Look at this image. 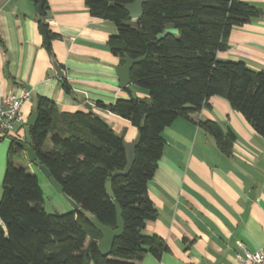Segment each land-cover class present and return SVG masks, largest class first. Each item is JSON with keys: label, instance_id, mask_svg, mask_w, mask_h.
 <instances>
[{"label": "trees", "instance_id": "16d2710c", "mask_svg": "<svg viewBox=\"0 0 264 264\" xmlns=\"http://www.w3.org/2000/svg\"><path fill=\"white\" fill-rule=\"evenodd\" d=\"M134 1L84 0L91 16L115 26L106 47L121 64L126 56L143 57L130 69L131 84L125 87L128 99L95 103L136 128L130 171L125 176L113 175L126 164L123 134H117L91 111L62 112L52 100L38 96L27 145L37 165L48 170L79 209L47 213L36 175L14 165L15 159L26 158L22 139L6 136L9 144L0 195V264H135L146 254L160 258L168 251L166 243L156 235L143 234L142 229L157 215L147 184L162 156L164 128L177 118L199 113L210 97L218 96L264 136V70H252L243 61L216 58L218 51L228 49L230 31L259 18L262 11L242 0H144L141 16L131 20L125 6ZM35 2L41 10L37 29L52 57L51 43L59 35L46 21L45 0ZM167 27L176 28L178 33L154 42ZM60 82L64 92L72 94L64 77ZM131 86L146 90L147 98L132 96ZM196 124L212 137L223 155L232 154L236 137L231 130L224 131L211 120ZM108 181L112 198L106 194ZM114 202L121 210L123 230L113 239L109 254L102 255L97 248L101 234L85 213L116 229Z\"/></svg>", "mask_w": 264, "mask_h": 264}, {"label": "crops", "instance_id": "0c3cea01", "mask_svg": "<svg viewBox=\"0 0 264 264\" xmlns=\"http://www.w3.org/2000/svg\"><path fill=\"white\" fill-rule=\"evenodd\" d=\"M35 1L0 0V96L30 92L21 106L25 122L41 96L62 112H93L123 134L125 144L132 142L136 128L95 105L129 98L116 72L122 64L106 47L115 26L91 16L84 0H45L46 21L59 35L51 43L50 57L37 29L41 10ZM242 1L259 8L262 15L234 27L228 49L218 51L216 58L264 70V0ZM51 58L64 70L72 94L64 92ZM199 120L215 121L235 134L230 156L223 155L198 127ZM23 131L24 125L16 124L14 135L23 140ZM162 137V156L147 184L157 215L145 222L142 233L160 237L168 251L160 258L146 254L135 264H235L240 247L260 248L264 244V136L224 98L212 96L199 113L177 118L164 128ZM8 144L9 140L0 139V193ZM28 166L34 174L36 168Z\"/></svg>", "mask_w": 264, "mask_h": 264}, {"label": "water", "instance_id": "95a60500", "mask_svg": "<svg viewBox=\"0 0 264 264\" xmlns=\"http://www.w3.org/2000/svg\"><path fill=\"white\" fill-rule=\"evenodd\" d=\"M144 0H135L133 3L126 5L125 8L127 9L129 13V18L131 20H135L139 18L142 14V3ZM40 8V4L38 5V9ZM178 30L174 27H167L162 32L158 33L155 36V41L159 39H162L166 34H177ZM143 57L137 58V59H130L129 57H125V61L122 65H120L116 72L119 79V86L121 88L127 87L131 84L130 81V69L133 66V64L139 62L142 60ZM51 64L54 69L55 76L57 78H63L65 76L64 70L60 67V65L51 58ZM134 96V95H133ZM36 120V112H32L31 115L28 117L26 121V125L24 128V139L20 141V144L23 146V151L26 159L30 164L33 166H37V168L40 170V172L47 178L51 186L55 189V191L63 196V198L68 202V204L72 207V211H77L79 209L78 205L70 199L67 195H65L62 192V189L60 185L50 176L48 170L43 165H37L36 162V156L34 155L33 150L27 145L28 143V129L30 126L34 124ZM5 134L0 133V139H4ZM137 144V138L134 139L132 142L126 144L124 146V152H125V158H126V164L121 171H114V176H125L130 171V168L132 166V163L134 161V150ZM106 188V194L112 198V190L110 182L108 181L105 185ZM115 209H116V219H117V228L111 229L109 227L104 226L101 224L98 219L93 216L92 214L85 213L86 217L91 221V223L96 227V229L101 234V239L97 242V248L100 254L102 255H108L111 249V245L113 242V239L117 237L123 230V221L121 218V210L116 202L113 203Z\"/></svg>", "mask_w": 264, "mask_h": 264}, {"label": "built area", "instance_id": "2783aa9c", "mask_svg": "<svg viewBox=\"0 0 264 264\" xmlns=\"http://www.w3.org/2000/svg\"><path fill=\"white\" fill-rule=\"evenodd\" d=\"M29 99L30 92L26 90L19 95L9 93L0 96V133L14 135L16 124L25 125L21 106ZM235 264H264V244L255 251L240 247Z\"/></svg>", "mask_w": 264, "mask_h": 264}, {"label": "rangeland", "instance_id": "374dc122", "mask_svg": "<svg viewBox=\"0 0 264 264\" xmlns=\"http://www.w3.org/2000/svg\"><path fill=\"white\" fill-rule=\"evenodd\" d=\"M133 88H137L141 90L140 94L132 93V96H137L139 98H147L148 93L146 90L140 89L138 87L131 86ZM144 92V93H143ZM6 140H9L8 137L5 136ZM48 144V142L46 143ZM14 165L16 167L25 168L27 171L31 172V168H29V163L26 159H15ZM34 175H36L38 179L39 186L42 191L43 196V208L47 213L53 214H63L66 212H70L72 207L68 204V202L63 198V196L55 191V189L51 186L47 178L38 170L34 169ZM37 173V174H35ZM1 194V193H0Z\"/></svg>", "mask_w": 264, "mask_h": 264}]
</instances>
